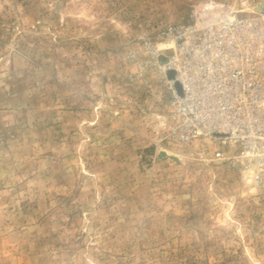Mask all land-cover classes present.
Masks as SVG:
<instances>
[{
  "label": "rangeland",
  "instance_id": "obj_1",
  "mask_svg": "<svg viewBox=\"0 0 264 264\" xmlns=\"http://www.w3.org/2000/svg\"><path fill=\"white\" fill-rule=\"evenodd\" d=\"M195 3L0 0V264H264V180L163 141Z\"/></svg>",
  "mask_w": 264,
  "mask_h": 264
},
{
  "label": "built area",
  "instance_id": "obj_2",
  "mask_svg": "<svg viewBox=\"0 0 264 264\" xmlns=\"http://www.w3.org/2000/svg\"><path fill=\"white\" fill-rule=\"evenodd\" d=\"M189 21L160 30L182 94L167 80L164 142L211 143L213 160L243 180H264V0H195ZM146 47L160 58L159 46Z\"/></svg>",
  "mask_w": 264,
  "mask_h": 264
},
{
  "label": "water",
  "instance_id": "obj_3",
  "mask_svg": "<svg viewBox=\"0 0 264 264\" xmlns=\"http://www.w3.org/2000/svg\"><path fill=\"white\" fill-rule=\"evenodd\" d=\"M164 155L165 157H167V154L165 152L161 153V156ZM174 159V158H173ZM175 160V159H174ZM176 161V160H175ZM178 161V160H177Z\"/></svg>",
  "mask_w": 264,
  "mask_h": 264
},
{
  "label": "bare ground",
  "instance_id": "obj_4",
  "mask_svg": "<svg viewBox=\"0 0 264 264\" xmlns=\"http://www.w3.org/2000/svg\"><path fill=\"white\" fill-rule=\"evenodd\" d=\"M171 81V80H170ZM171 82H173V81H171Z\"/></svg>",
  "mask_w": 264,
  "mask_h": 264
}]
</instances>
